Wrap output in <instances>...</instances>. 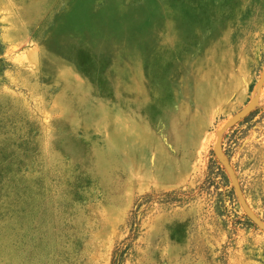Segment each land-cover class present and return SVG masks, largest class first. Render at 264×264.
<instances>
[{
    "label": "rangeland",
    "instance_id": "1",
    "mask_svg": "<svg viewBox=\"0 0 264 264\" xmlns=\"http://www.w3.org/2000/svg\"><path fill=\"white\" fill-rule=\"evenodd\" d=\"M263 70L264 0H0V264H264Z\"/></svg>",
    "mask_w": 264,
    "mask_h": 264
},
{
    "label": "crops",
    "instance_id": "2",
    "mask_svg": "<svg viewBox=\"0 0 264 264\" xmlns=\"http://www.w3.org/2000/svg\"><path fill=\"white\" fill-rule=\"evenodd\" d=\"M157 96V94L155 93ZM137 102V101H136ZM151 105L160 106V97L158 99H151ZM142 103L138 101L137 105L150 106L148 103ZM132 105V101H131ZM143 106V107H144ZM149 123L146 121L131 120V176L137 177L138 182L141 183L140 188L142 190L149 189H167V186L173 185L175 182H168L162 179L163 174V160L164 155H146V142H145V128H148ZM156 172L153 174V169Z\"/></svg>",
    "mask_w": 264,
    "mask_h": 264
},
{
    "label": "water",
    "instance_id": "3",
    "mask_svg": "<svg viewBox=\"0 0 264 264\" xmlns=\"http://www.w3.org/2000/svg\"><path fill=\"white\" fill-rule=\"evenodd\" d=\"M264 86V70L262 71L260 78L256 84V88L257 89H262V87ZM258 102V98L257 96L253 97L240 111H238L235 115H233L225 124L224 126L217 132L216 136V142H215V155L218 158V160L221 162L222 166L224 167V170L226 171V173L228 174V176L230 177L231 180V186L233 188L234 194L236 196V199L241 207V209L243 210V212L246 214V216L250 219V221L256 225V227H258V229L260 231H262L264 233V223L263 221H261V219H259L253 212L252 210L248 207L239 182L235 176V173L227 159V157L225 156V154L223 153L222 150V146H221V139H222V135L223 133L233 124L237 123L238 121H240L241 119L245 118L246 116H248L253 109L255 108L256 104Z\"/></svg>",
    "mask_w": 264,
    "mask_h": 264
}]
</instances>
